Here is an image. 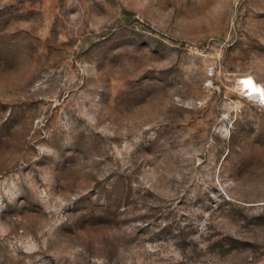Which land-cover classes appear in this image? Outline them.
<instances>
[{"label":"rangeland","instance_id":"obj_1","mask_svg":"<svg viewBox=\"0 0 264 264\" xmlns=\"http://www.w3.org/2000/svg\"><path fill=\"white\" fill-rule=\"evenodd\" d=\"M249 75L264 0H0V264H264Z\"/></svg>","mask_w":264,"mask_h":264},{"label":"bare ground","instance_id":"obj_2","mask_svg":"<svg viewBox=\"0 0 264 264\" xmlns=\"http://www.w3.org/2000/svg\"><path fill=\"white\" fill-rule=\"evenodd\" d=\"M248 92V95L255 100L264 103V86L256 82L253 76H245L242 81Z\"/></svg>","mask_w":264,"mask_h":264},{"label":"clouds","instance_id":"obj_3","mask_svg":"<svg viewBox=\"0 0 264 264\" xmlns=\"http://www.w3.org/2000/svg\"><path fill=\"white\" fill-rule=\"evenodd\" d=\"M246 95L248 96L247 92H246Z\"/></svg>","mask_w":264,"mask_h":264}]
</instances>
